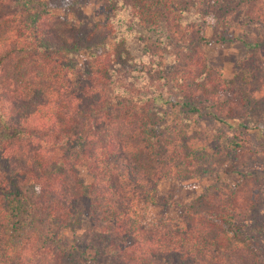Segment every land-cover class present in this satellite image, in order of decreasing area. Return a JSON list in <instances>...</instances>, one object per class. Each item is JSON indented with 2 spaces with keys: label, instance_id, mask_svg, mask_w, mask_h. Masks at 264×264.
<instances>
[{
  "label": "trees",
  "instance_id": "obj_1",
  "mask_svg": "<svg viewBox=\"0 0 264 264\" xmlns=\"http://www.w3.org/2000/svg\"><path fill=\"white\" fill-rule=\"evenodd\" d=\"M103 1L106 29L88 41L49 22V0H0V264H97L107 255L109 264H264V220L246 227L248 208L216 175L179 206L175 224L143 222L130 208L154 204L172 169L197 179L208 171L218 143L188 144L185 134L203 109L229 126L253 122L249 110L232 116L221 103L226 84L202 54L195 20L251 2L264 19V0ZM190 11L196 19L182 18ZM129 35L145 54L138 68L129 67ZM166 114L170 124L157 130Z\"/></svg>",
  "mask_w": 264,
  "mask_h": 264
},
{
  "label": "rangeland",
  "instance_id": "obj_2",
  "mask_svg": "<svg viewBox=\"0 0 264 264\" xmlns=\"http://www.w3.org/2000/svg\"><path fill=\"white\" fill-rule=\"evenodd\" d=\"M52 8L48 16L49 22L61 34L77 39L86 38L92 41V31L104 32L107 24L102 14L103 0H49ZM232 9L224 7L210 11L202 20H195L198 34L205 36L206 42L199 43L202 54L209 65L220 72L226 88L220 91V100L226 105V110L232 116H244L245 110L252 112L253 122L241 119L242 126L233 123L228 125L223 121L210 118L204 114L185 132L188 144L194 138H206L211 143H218L216 152L209 158L213 164L208 171H203L197 178L179 177L171 170L170 177L160 182L154 194V204L143 205L138 200L130 205L143 222H152L163 226L166 223L175 224L182 214L181 204H190L201 189L212 182L214 175L222 181L221 191L233 192L237 196L236 204L248 213L245 217V226L250 228L252 221L264 220V144L260 134H264V19L256 17L252 12V2L249 4H230ZM130 8V6L128 7ZM153 8V7H152ZM223 8V9H222ZM135 13L125 11V13ZM185 20L196 19L191 11L183 14ZM95 36V35H94ZM129 53L132 55V64L138 68V60H145L141 50V43L129 35L127 38ZM248 103L245 106V103ZM224 118V117H223ZM170 116L166 114L155 124L157 130L162 131L166 124H170ZM129 129V128H128ZM125 129V131H128ZM234 140L243 146V150H230L229 146H222L228 140ZM179 151V150H178ZM169 149L172 162H180L182 152L177 153ZM146 156V155H145ZM140 156L139 158H145ZM150 158V156H147ZM146 157V158H147ZM156 158V156H154ZM144 162L142 159L141 163ZM153 166V165H152ZM146 164L142 169L151 171ZM191 168V166L189 167ZM119 181V180H118ZM122 188L128 192L125 201L131 195L130 186ZM116 184L120 182L116 181ZM224 185V186H223ZM121 186V185H120ZM85 227L86 223L81 224ZM161 231V230H160ZM260 254L264 257V238L257 241ZM109 256L99 257L97 264H109Z\"/></svg>",
  "mask_w": 264,
  "mask_h": 264
}]
</instances>
